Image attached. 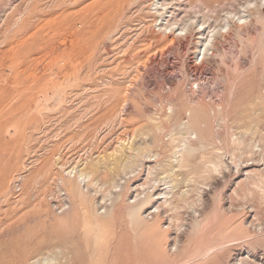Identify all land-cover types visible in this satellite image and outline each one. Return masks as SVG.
I'll use <instances>...</instances> for the list:
<instances>
[{"label":"rangeland","instance_id":"1","mask_svg":"<svg viewBox=\"0 0 264 264\" xmlns=\"http://www.w3.org/2000/svg\"><path fill=\"white\" fill-rule=\"evenodd\" d=\"M116 1L0 0V264H264V118L261 136L244 140L252 143L237 153L223 146L236 128L227 118L264 110V52L256 49L258 37L264 47V0ZM229 12L250 19L240 41L233 25L229 34L220 28ZM212 29L213 46L200 61L198 46ZM216 105L232 109L223 107L222 121L211 118ZM190 108L204 112L205 140L214 142L199 148L196 173L175 177L168 140L181 139L173 121ZM140 149L159 153L139 160ZM68 171L88 174L80 179L86 196L66 192ZM150 177L179 180L174 190L196 185L200 202L195 193L177 212L157 208L168 189L163 181L147 189ZM147 193L139 211L147 224L134 225L125 207Z\"/></svg>","mask_w":264,"mask_h":264},{"label":"bare ground","instance_id":"2","mask_svg":"<svg viewBox=\"0 0 264 264\" xmlns=\"http://www.w3.org/2000/svg\"><path fill=\"white\" fill-rule=\"evenodd\" d=\"M121 1H123V0H121ZM135 1V0H134ZM115 2H118V1H116L115 0ZM114 2V3H115ZM119 2H120V0H119ZM157 2V1H156ZM126 3V2H125ZM154 4V1L151 3V5H153ZM158 4V3H157ZM209 3H202V5H204L206 8H209L210 9V6L208 5ZM247 4H249V3H247ZM155 5V4H154ZM160 5V4H159ZM201 5V4H200ZM201 5V6H202ZM120 6V5H119ZM151 7V6H150ZM204 7V8H205ZM117 8V7H116ZM256 8V7H255ZM113 11H115V10H113ZM254 12V11H253ZM245 13V12H244ZM228 15H232V17H230L231 18V21H229L228 19L226 20L227 21V23L225 24L224 23V25L225 26H221L220 28H222L223 29V31H224V33L225 34H229L230 33V31H231V25H233V28H235L236 29V31H235V34H236V36H237V39L239 38V41H240V38H241V32H243L242 30H243V28L246 26V25H248V21H250V19L247 21V17L248 16H245V15H239L238 13H233V14H231V12H229V14ZM227 15V16H228ZM263 15V14H262ZM249 17H250V15H249ZM260 17H263V16H259L258 14H256L255 15V21H257L258 22V19H260ZM263 20H264V18H263ZM260 22H261V20H259ZM259 22V24L261 25V28H263V26H262V24ZM22 23V22H21ZM98 23V22H97ZM263 23V22H262ZM264 24V23H263ZM198 27L197 28H199L200 30V32L201 33H199V34H201V36L203 35V31H204V29L202 28V24H200V23H197L196 24ZM257 26V25H256ZM256 26H254V28L256 27ZM246 27H248V26H246ZM252 27H253V25H252ZM164 28L165 29H170V26L169 25H167V26H164ZM183 28V27H182ZM260 28V27H259ZM258 27H257V30L259 29ZM181 29V28H180ZM203 29V30H202ZM234 29V30H235ZM248 29H250V28H248ZM247 29V30H248ZM209 30V29H208ZM213 30L214 29H212V30H210L209 32H212V34L210 33V36L208 37V39L206 40V39H202L203 41H201V43H200V45L198 46V49H197V53H198V55L200 56V58H199V60L200 61H202L203 59H204V57L206 56V52H208V50L213 46V41H214V38H215V33L213 32ZM233 30V31H234ZM244 30H245V28H244ZM263 30H264V28H263ZM179 31H182V30H179ZM208 32V33H209ZM257 32V31H256ZM258 33H260L259 31H258ZM261 33H262V31H261ZM247 34H250V33H247ZM252 34V33H251ZM254 35V34H253ZM244 37V36H243ZM199 38V37H198ZM202 38V37H201ZM259 38V42H258V44H257V47L258 48H256L257 49V52H258V54L257 55H260V54H263V52H264V47H263V45H262V41H261V39H260V37H258ZM258 40V39H257ZM242 41V40H241ZM253 43V42H252ZM253 47V46H252ZM255 50V49H254ZM254 52V51H253ZM254 55H256L255 53H254ZM253 55V56H254ZM256 55V56H257ZM252 58H255V56L254 57H252ZM256 59H258V56H257V58ZM261 62V61H260ZM124 68V67H123ZM20 72L21 71H18V74H20ZM233 77V76H232ZM230 80H232V78L230 79ZM240 80V79H239ZM235 83V82H234ZM231 85V84H230ZM230 85H228L229 87H230ZM234 85V84H233ZM235 86V85H234ZM228 87V88H229ZM116 90V89H115ZM234 90V89H233ZM234 91H232L231 93H233ZM235 93V92H234ZM233 93V94H234ZM230 94V93H229ZM257 95V94H256ZM256 95H255V97L254 98H256ZM233 96V95H232ZM257 97H259V96H257ZM235 98V97H234ZM251 99H253V97L251 98ZM249 100V103L252 101V100ZM187 100V99H186ZM189 100V99H188ZM187 100V101H188ZM192 100V99H191ZM229 100V99H228ZM254 100V99H253ZM257 100V99H256ZM185 101V100H184ZM255 101V100H254ZM254 101H252V103H251V105H253V102ZM191 102V101H190ZM257 102V101H256ZM256 102H254V104H257ZM258 102H260V101H258ZM186 103V102H185ZM229 103V102H228ZM232 103V102H231ZM249 103H247V104H249ZM263 103H264V101H263ZM187 104V103H186ZM183 105V104H182ZM231 105V104H230ZM261 105V104H260ZM259 105V106H260ZM225 106V105H224ZM224 106H222L221 107V105L220 106H218V105H216V110H214V108H213V110H212V115H211V118L213 117V116H215L216 117V115L215 114H217L218 115V118L220 119V121H222V120H224V119H222V118H224L225 116V113H224V115H223V112H225V110H227V108L226 107H224ZM227 106V105H226ZM238 106V105H237ZM236 106V107H237ZM245 106V105H244ZM246 106H248V105H246ZM184 107H186V106H184ZM200 107V106H199ZM210 107V106H209ZM213 107V106H212ZM215 107V106H214ZM225 108V110H224V108ZM231 107V106H230ZM236 107H234V108H236ZM204 108V107H203ZM206 108V107H205ZM204 108V109H205ZM231 108H233V107H231ZM242 108V107H241ZM248 108H249V106H248ZM248 108H247V110H248ZM258 108V107H257ZM261 108V107H260ZM197 109V108H196ZM196 109H194V110H196ZM200 109V108H199ZM210 109H212L211 107L208 109L209 111H211ZM250 109V108H249ZM262 109H264V108H262ZM232 110V109H231ZM231 110H230V108H229V110H227V111H229V112H231ZM239 110V111H238ZM238 110H236V111H238L239 112V116H241L240 115V113L241 112H244V111H242L241 110V112H240V109L238 108ZM253 110V109H252ZM259 110V109H258ZM258 110H256L255 109V111H257V112H259ZM208 111V112H209ZM234 111V110H233ZM232 111V112H233ZM229 112H227V113H229ZM261 112H264V110L262 111H260V115H258V116H255V114H254V116L252 115V117H251V114H250V116H246L245 115V117H243V119L241 118V119H239V120H241L242 122H241V125H238V123L240 122L238 119H235L234 118V120H231V121H229L228 122V119L229 118H227V122H225V123H227V127L228 128H230V126H228V124L230 123V124H232V125H236V128H235V130H233L234 132H232V133H229V131H227L229 134H230V136L228 137V139L226 140V144H224L223 146L226 148L227 146H231L232 147V150L233 149H235L236 150V153H237V151L238 150H241V149H238L237 150V148H240V147H242L243 145H247V144H250V143H252V142H245L244 140H246L245 138H247V136H252V137H255V135H260L261 134V131H260V129H259V126L260 125H263V122L261 123V121H260V118L261 117H263L264 118V113H261ZM171 113H173V111H172V109H170V111H169V114H171ZM201 113V114H200ZM204 112L201 110V111H199V115H197L198 113H196L195 114V112L193 111V109H186L185 110V120H184V118H182V119H180V120H178L177 122L176 121H173V122H175V124H174V126L176 127L175 129H174V131L177 129L178 130V133L177 134H175V135H178V134H180V137H181V139H176V136H175V138L173 137V135H172V137L170 136H168L169 137V140H168V148L170 149L169 150V153H168V158H167V160L165 159V161H166V164L168 163L167 161L169 160V163L167 164L168 166H169V173L170 174H172L173 176H175V175H178L177 174V172L179 171V170H184V171H189V173H196L195 172V170H194V167H195V164L197 163L196 161H195V159H197L196 158V154H197V152H198V150H199V148H203V146H205V139H206V137H205V132H204V130H206V128L207 127H209V126H207L206 127V124H205V120H203V114ZM207 112H205V114H206ZM253 113V112H252ZM209 114V113H208ZM207 114V116H209ZM230 114V116H231V113H229ZM228 114V115H229ZM236 114V113H235ZM234 114V115H235ZM245 114V113H244ZM259 114V113H258ZM227 115V116H228ZM204 116H206V115H204ZM239 116L237 115V117L239 118ZM242 116H243V113H242ZM215 117H213V118H215ZM167 118H170V117H167ZM233 118V117H232ZM252 118H255L254 120L252 119ZM222 119V120H221ZM247 119H250V122H248V120ZM252 119V120H251ZM205 121V122H204ZM221 123V122H220ZM224 123V122H223ZM151 125V124H150ZM209 125V124H208ZM226 125V124H225ZM234 125V126H235ZM162 126H163V124H162ZM146 127V126H145ZM148 127H149V125H148ZM148 127H146L145 129H147ZM150 127H152V126H150ZM157 128V130L159 129V131L161 130L160 128V123H157V124H155L154 125V127L153 128ZM160 127V128H159ZM262 127V126H261ZM260 127V128H261ZM241 128V132L239 133V134H237V129H240ZM137 130H138V128H136ZM152 129V128H151ZM173 129V128H172ZM171 129V131H173ZM227 129V128H226ZM148 130H150L149 128H148ZM177 130L175 131V132H177ZM231 131H232V129H230ZM134 131H136V130H134ZM142 130H140V132H141ZM173 131V132H174ZM207 131V130H206ZM142 132H145V131H142ZM148 132H150V133H153L152 132V130L151 131H148ZM172 132V133H173ZM226 132V133H227ZM135 133V132H134ZM133 133V134H134ZM137 133V132H136ZM134 134V135H137L138 133H139V131H138V133L137 134ZM145 133H147V132H145ZM168 133H170V132H168ZM171 133V134H172ZM227 133V134H228ZM259 133V134H258ZM140 134V133H139ZM142 134V133H141ZM170 134V135H171ZM174 134V133H173ZM134 135H133V137H134ZM143 135V134H142ZM145 135V134H144ZM143 135V136H144ZM152 135H154V133L152 134ZM168 134H166V136H167ZM193 135V136H192ZM132 136V135H131ZM138 136V135H137ZM179 136V135H178ZM178 136H177V138H178ZM210 136V135H209ZM261 136V135H260ZM133 137H131V139L133 138ZM168 137L166 138V139H168ZM205 137V138H204ZM208 137V136H207ZM251 137V138H252ZM135 138V137H134ZM153 138V137H152ZM155 138H157V136L155 137ZM155 138H153V139H155ZM216 138H217V136H216ZM250 138V139H251ZM160 139V138H159ZM213 138H211V140H212ZM219 142H220V144H221V138H220V136H219ZM128 140H130V139H128ZM133 140V139H132ZM163 140V139H162ZM161 140V141H162ZM215 140H218V138L217 139H215ZM123 141V140H122ZM146 141V143L147 142H149V141H147V140H145ZM145 141H144V143H145ZM153 141V140H152ZM161 141H159V142H161ZM165 141V140H164ZM210 141V140H209ZM208 141V142H209ZM120 142V144H121V141H119ZM124 143H125V141H123ZM123 142H122V144H123ZM133 142V141H132ZM207 142V141H206ZM207 142V143H208ZM211 142V141H210ZM209 142V143H210ZM214 142V141H213ZM213 142H211V143H213ZM216 142V141H215ZM146 143H145V146H146ZM155 143V144H154ZM158 143V140H154L153 141V143H152V145L154 146V145H156ZM162 143V142H161ZM167 143V140H166V142H165V144ZM224 143V142H223ZM119 144V145H120ZM149 144H151V143H149ZM148 144V146L150 147V145ZM158 144H160V143H158ZM163 144V143H162ZM164 144V145H165ZM116 145H118V144H116ZM133 145V144H132ZM132 145H130V146H132ZM151 145V146H152ZM170 145V146H169ZM222 145V144H221ZM227 145V146H226ZM252 146H253V144H251ZM129 146V147H130ZM134 146H136L135 144H134ZM143 146V145H142ZM148 146H146V147H148ZM159 147H157V146H154V147H157V148H160V145H158ZM162 146V145H161ZM167 146V145H166ZM116 147V146H115ZM123 147V146H122ZM133 147V146H132ZM139 147H141V146H137V149L139 148ZM146 147H144V148H146ZM148 147V148H149ZM164 147V146H163ZM231 147H229L228 149H231ZM244 147V146H243ZM117 148H119V147H117ZM117 148H115V149H117ZM124 148V147H123ZM135 148V147H134ZM144 148H142V149H144ZM148 148H146V149H144V151L145 150H147ZM152 149H150V150H153V147H151ZM251 149H252V147H250ZM250 148H246V149H248V150H250L251 151V149ZM142 149H140V151L142 150ZM244 149V148H243ZM114 150V149H113ZM112 150V151H113ZM119 150H120V148H119ZM118 150V151H119ZM122 150V149H121ZM135 150H136V148H135ZM202 150V149H201ZM247 150V151H248ZM118 151L117 152H115V158H116V153H117V155H118ZM123 151H124V149H123ZM122 151V152H123ZM129 151H131V150H129ZM138 151V150H137ZM137 151H135V152H137ZM143 151V150H142ZM141 151V152H142ZM149 151V150H148ZM244 151V150H243ZM242 151V156H244L243 155V153H245V152H243ZM134 152V153H135ZM139 153V151H138V153L139 154H134V155H136V157H138L139 158V160L140 159H143V158H149V157H151V156H155V155H157V153H159V152H157L156 154H154V153H152L151 151V153L153 154H151L150 155V153L149 152H142V153ZM227 152H230V150L228 151L227 150ZM121 153V151H119V154ZM130 153V152H129ZM131 153H133V152H131ZM217 153V152H216ZM215 153V154H216ZM238 153H240V151L238 152ZM249 153V152H248ZM232 154V155H231ZM241 154V153H240ZM245 154H247V153H245ZM110 155V154H109ZM167 155V154H166ZM217 155H218V153H217ZM103 156V155H102ZM110 156H112V154L110 155ZM109 156V157H110ZM119 156V155H118ZM117 156V157H118ZM121 156H122V154H121ZM130 156V155H129ZM128 156V157H129ZM159 156V155H158ZM200 156V155H199ZM230 156L233 158V153H230ZM241 156V157H242ZM120 157V156H119ZM123 157V156H122ZM131 157V156H130ZM141 157V158H140ZM143 157V158H142ZM156 157V156H155ZM218 158L220 157V156H217ZM126 159H127V157H125ZM131 158H133V155H132V157ZM135 158V157H134ZM133 158V159H134ZM157 158V157H156ZM231 158V159H232ZM236 158H239V157H236ZM102 159H104V156H103V158ZM101 159V160H102ZM114 159V158H113ZM119 159V158H118ZM117 158H116V160H118ZM132 159V161L130 160V158H128V161H125L124 160V158H123V160H124V162H126V164H128V163H130V166H134V160L136 161V164H138L137 162V159H134L133 160ZM235 159V158H234ZM240 159V158H239ZM100 160V161H101ZM115 160V159H114ZM122 160V161H123ZM144 160V159H143ZM156 160V159H155ZM216 160V159H215ZM235 160H238V159H235ZM105 161V160H104ZM120 161V160H119ZM122 161H120V162H122ZM157 161V160H156ZM200 160H198V162H199ZM222 160L220 159L219 160V162L220 163H222L221 162ZM97 162H99L98 160H97ZM97 162H96V167L98 166L97 165ZM114 162V161H113ZM118 162V161H117ZM141 162V161H140ZM217 162V161H216ZM218 162V163H219ZM233 162V161H232ZM237 161H235V162H233V163H236ZM100 163V162H99ZM102 163H103V160H102ZM111 163H112V161H111ZM116 163V162H115ZM114 163V164H115ZM134 163V164H133ZM212 163H214L213 161H211V164ZM217 163V164H218ZM219 163V164H220ZM95 164V163H94ZM93 164V165H94ZM113 164V165H114ZM209 165H210V163H208ZM207 164V165H208ZM217 164H212L213 165V167H210V170L211 169H217V167L219 166V165H217ZM92 165V166H93ZM100 165V164H99ZM112 165V164H111ZM121 165H123V164H121ZM121 165H119V166H121ZM154 165V164H153ZM84 167H85V164L83 165ZM115 166H117L118 167V164L116 165L115 164ZM126 166H128L127 168H130V166L129 165H126ZM133 166H132V168H133ZM136 166V165H135ZM145 166V165H144ZM147 166V165H146ZM145 166V167H146ZM157 166V165H156ZM166 166V165H165ZM163 167V168H166V167ZM167 166V167H168ZM222 166H224L223 164H222ZM221 166V167H222ZM83 167V168H84ZM95 167V166H94ZM114 167V166H113ZM124 167V166H123ZM122 166H121V168H123ZM153 167H155V166H153ZM221 167H219V170H220V168ZM83 168H81V170L83 169ZM151 168V167H150ZM150 168L148 169V175H151V171L154 169V168H152V170H150ZM157 168V167H156ZM97 169H100L99 167H97ZM113 169V168H112ZM111 169V170H112ZM114 169H116V168H114ZM124 170H126V167H124L123 168ZM167 169V168H166ZM222 169V168H221ZM80 170V169H79ZM84 170V169H83ZM95 170V169H94ZM163 170V169H162ZM73 171V170H72ZM74 171H75V168H74ZM128 171H131V170H128ZM133 171V170H132ZM155 171V169L152 171V172H154ZM164 171V170H163ZM163 171H161L162 172V174L164 173ZM177 171V172H176ZM203 171H205V169L203 168ZM214 171V170H213ZM217 171V170H216ZM262 171H264V170H262ZM89 172V171H88ZM87 172V173H88ZM94 172V171H93ZM99 172H102L101 170L99 171ZM137 172V171H136ZM160 172V173H161ZM257 172H260V171H257ZM69 173V174H68ZM68 173L66 174V175H68V176H66L65 175V177H66V180L64 179V181H66L67 182V184L65 185L66 187H65V190H66V192L70 195H74V196H77V197H79V198H82L83 196H86V195H84V193H83V191H82V188H81V181H80V179L83 181L84 179H86V178H88V174L86 175V173L84 174V173H80L78 176H76V173H74V175L72 176V174L70 175V171H68ZM73 173V172H72ZM78 173H79V171H78ZM96 173V172H95ZM167 173V170H166V172H165V174ZM188 173V172H187ZM198 173V172H197ZM212 173V172H211ZM262 173V172H261ZM93 174V173H92ZM153 174H155V176H156V173H152V175ZM175 174V175H174ZM198 174H200V173H198ZM90 175V174H89ZM97 175H98V172H97ZM148 175H146V176H148ZM172 175H171V178H173L172 177ZM202 175V174H201ZM92 176V175H91ZM90 176V177H91ZM100 176V175H99ZM158 176V175H157ZM168 176H170L169 174H168ZM168 176L166 175V177L168 178ZM256 176H261L260 174H258V175H255V177L254 178H256ZM176 177V176H175ZM196 177V176H195ZM201 177V179H202V177L203 176H200ZM148 178H149V176H148ZM147 178V179H148ZM155 179H151V177H150V179H148V181H147V183L146 184H144L146 187H150L152 190L153 189H155L156 188V185H155V183L156 182H159V181H163L164 183L163 184H166L167 185V191H165V192H161V193H158V195H160V194H163L162 195V197H163V201H161V205L159 206V204H158V206H157V208H165V211H167V210H171L172 209V211L174 210V209H176V212L178 211L177 210V206L178 205H180V201H186L187 199L189 200V198L192 196L193 197V199L196 197H194L193 195H195V193L197 194V196H198V198H196V199H194L193 201H194V203H195V201L197 200V199H200V195H199V193H201L200 192V190H199V188L195 185H193L194 187H192L191 186V189L190 190H181L180 188H178V189H176V190H174L175 188H176V186H178V184H179V180H171V181H165V180H168V179H166L165 177V180L164 179H156V177H154ZM170 178V177H169ZM204 178V177H203ZM261 179H262V177H260ZM90 179V178H89ZM88 179V185H90V184H94L95 185V179H94V182H93V180L91 181V179L89 180ZM198 179V178H197ZM87 180V179H86ZM85 180V181H86ZM113 181V184H114V180H112ZM62 182H63V179H62ZM144 182H146V180L144 181ZM259 182L261 183V184H263V185H259V187L261 188V187H263L264 186V176H263V179L260 181L259 180ZM258 182V183H259ZM64 183V182H63ZM86 183V182H85ZM97 183V182H96ZM256 183H257V181H256ZM94 185H93V187H94ZM96 185H98V184H96ZM197 185H198V183H197ZM255 185V184H254ZM257 185V184H256ZM141 186V188H144L142 185H140ZM244 186V185H243ZM97 187V186H96ZM146 187L144 188V190H146ZM149 187L147 188V189H149ZM245 188H246V186H244ZM257 186H255V188H256ZM99 188V187H98ZM243 188V187H242ZM241 188V189H242ZM248 188V187H247ZM246 188V189H247ZM258 188V187H257ZM264 188V187H263ZM262 188V189H263ZM249 189V188H248ZM251 189V188H250ZM243 190V189H242ZM248 191H250V190H248ZM139 192V191H138ZM137 192V196L138 195H141V193H138ZM141 192H143V189H142V191ZM253 192V191H252ZM251 192V193H252ZM111 193V192H110ZM118 193V192H117ZM192 193H194V194H192ZM108 194H109V192H108ZM242 194L243 195H245V193H243L242 192ZM249 194V193H248ZM68 195V196H69ZM70 195V196H71ZM118 196L120 195V193L119 194H117ZM239 195H241V194H239ZM263 195H264V193H263ZM143 196V195H142ZM151 196H152V194L151 193H147V194H144V196L143 197H141L140 199L138 198L136 201V204L135 205H132L131 204V206L127 209L126 207H128V206H126L125 207V209L126 210H128V213H129V215H131L132 216V220L134 221V225H137V224H140V223H145V225L147 224L146 222H145V220H143V218L141 217V215L139 214V211L141 210V208H142V205L144 204V202H146V201H150V198H151ZM245 196H247V195H245ZM115 197V196H114ZM69 198V197H68ZM157 199H159V197L157 198ZM113 200V199H112ZM192 200V199H191ZM190 201V200H189ZM189 201H187V202H189ZM198 201V200H197ZM113 202V201H112ZM180 202V203H179ZM184 202L183 203H181V204H184ZM198 202H200V200L198 201ZM132 203H134V202H132ZM186 203V202H185ZM190 204H191V202H190ZM185 206L187 205V204H184ZM183 205V206H184ZM191 205H193V204H191ZM196 205V204H195ZM181 206V205H180ZM124 209V210H125ZM175 212V211H174ZM126 213V212H125ZM127 213V214H128ZM158 214H159V212H157L156 213V215H154V217H153V219L154 218H157L158 217ZM194 220H196V219H194ZM194 220H193V223H194ZM199 220H197V222H198ZM149 222V221H148ZM133 225V226H134ZM203 225H205L203 222H199V224L197 225V227H196V231H198V229L200 228V230H201V228L203 227ZM194 226H195V224H194ZM139 227V226H138ZM192 227H193V225H192ZM155 229L156 230H160V224L159 223H156V225H155ZM193 229H194V227H193ZM222 242V241H221ZM209 245V244H208ZM47 259L48 258H46V261H47Z\"/></svg>","mask_w":264,"mask_h":264}]
</instances>
